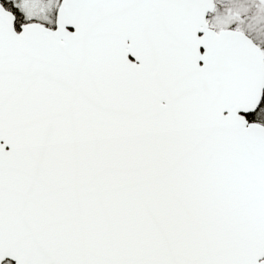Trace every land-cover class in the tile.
Instances as JSON below:
<instances>
[{"label":"snow or ice","instance_id":"1","mask_svg":"<svg viewBox=\"0 0 264 264\" xmlns=\"http://www.w3.org/2000/svg\"><path fill=\"white\" fill-rule=\"evenodd\" d=\"M0 264H264V0H0Z\"/></svg>","mask_w":264,"mask_h":264}]
</instances>
